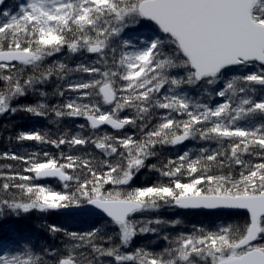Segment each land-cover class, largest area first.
Instances as JSON below:
<instances>
[{"label": "snow or ice", "instance_id": "6c2138e0", "mask_svg": "<svg viewBox=\"0 0 264 264\" xmlns=\"http://www.w3.org/2000/svg\"><path fill=\"white\" fill-rule=\"evenodd\" d=\"M0 264H264V0H0Z\"/></svg>", "mask_w": 264, "mask_h": 264}, {"label": "trees", "instance_id": "16d2710c", "mask_svg": "<svg viewBox=\"0 0 264 264\" xmlns=\"http://www.w3.org/2000/svg\"><path fill=\"white\" fill-rule=\"evenodd\" d=\"M35 222H36V218L33 217L32 220H28V221H19V222H7V223H4L3 224V228L5 230H8V229H11V228H15V229H18V230H22L26 227H31V228H34L35 226Z\"/></svg>", "mask_w": 264, "mask_h": 264}]
</instances>
